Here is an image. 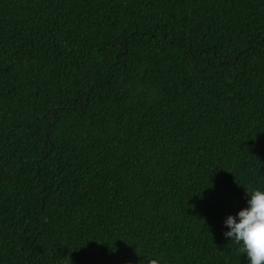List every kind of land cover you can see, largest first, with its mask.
I'll use <instances>...</instances> for the list:
<instances>
[{"label": "trees", "instance_id": "16d2710c", "mask_svg": "<svg viewBox=\"0 0 264 264\" xmlns=\"http://www.w3.org/2000/svg\"><path fill=\"white\" fill-rule=\"evenodd\" d=\"M264 186V0H0V264H247Z\"/></svg>", "mask_w": 264, "mask_h": 264}, {"label": "clouds", "instance_id": "9594fccd", "mask_svg": "<svg viewBox=\"0 0 264 264\" xmlns=\"http://www.w3.org/2000/svg\"><path fill=\"white\" fill-rule=\"evenodd\" d=\"M246 204L223 221L225 238L239 245L247 264H264V186L245 187Z\"/></svg>", "mask_w": 264, "mask_h": 264}]
</instances>
